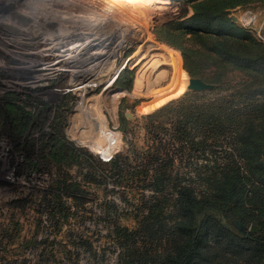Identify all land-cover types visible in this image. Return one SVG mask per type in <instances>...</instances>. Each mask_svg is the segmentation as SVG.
I'll use <instances>...</instances> for the list:
<instances>
[{"label": "rangeland", "instance_id": "obj_1", "mask_svg": "<svg viewBox=\"0 0 264 264\" xmlns=\"http://www.w3.org/2000/svg\"><path fill=\"white\" fill-rule=\"evenodd\" d=\"M195 1L0 0V102L16 100L42 118L26 138L29 151L0 141V264H120L127 248L141 246L126 243L123 230L136 231L157 197L172 211V187L159 192L152 171L140 172L160 145L174 158L173 176L205 190L198 176L215 157L175 151L173 115L264 94L251 70L205 66L204 56L191 77L211 87L185 88L182 53L157 28L192 15ZM239 1L227 9L226 30L264 45V0ZM59 142L71 145L64 158L51 154ZM118 157L122 172L110 165Z\"/></svg>", "mask_w": 264, "mask_h": 264}, {"label": "trees", "instance_id": "obj_2", "mask_svg": "<svg viewBox=\"0 0 264 264\" xmlns=\"http://www.w3.org/2000/svg\"><path fill=\"white\" fill-rule=\"evenodd\" d=\"M238 4L239 0L195 1L192 15L160 26L157 34L182 53L190 76L199 73L204 56L205 66L251 70L259 79L255 92L264 94V45L251 40L245 30H226L233 27L227 9ZM176 68L180 77L177 63ZM173 117L179 144L175 151L215 157L198 176L205 190L196 192L178 173L173 176L174 158L164 145L148 153L140 172L148 177L152 171L151 187L162 192L169 185L176 198L166 215L167 199L157 197L136 231L123 230L126 243L136 239L141 246L127 248L120 264H264V98L233 102L219 97L182 106ZM41 120L16 100L0 102V141L8 138L18 149L29 151L26 138L39 130ZM53 142L50 135L42 153ZM56 147L59 153L51 152L53 157L64 158L71 145L59 142ZM120 163L118 157L110 165L122 172Z\"/></svg>", "mask_w": 264, "mask_h": 264}, {"label": "water", "instance_id": "obj_3", "mask_svg": "<svg viewBox=\"0 0 264 264\" xmlns=\"http://www.w3.org/2000/svg\"><path fill=\"white\" fill-rule=\"evenodd\" d=\"M209 87H211V85L204 82L202 79H200L198 77H191L188 74V86H187L188 90L200 91L203 89H207Z\"/></svg>", "mask_w": 264, "mask_h": 264}, {"label": "bare ground", "instance_id": "obj_4", "mask_svg": "<svg viewBox=\"0 0 264 264\" xmlns=\"http://www.w3.org/2000/svg\"><path fill=\"white\" fill-rule=\"evenodd\" d=\"M67 1V0H66ZM69 1V0H68ZM71 1V0H70ZM73 1V0H72ZM149 3V2H148ZM141 4H145V3H141ZM149 5V4H148ZM187 86H188V80L185 82V88H187Z\"/></svg>", "mask_w": 264, "mask_h": 264}]
</instances>
